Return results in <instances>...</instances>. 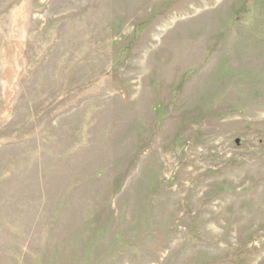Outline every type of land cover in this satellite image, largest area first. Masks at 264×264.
Here are the masks:
<instances>
[{
  "label": "rangeland",
  "instance_id": "obj_1",
  "mask_svg": "<svg viewBox=\"0 0 264 264\" xmlns=\"http://www.w3.org/2000/svg\"><path fill=\"white\" fill-rule=\"evenodd\" d=\"M0 264H264V0H0Z\"/></svg>",
  "mask_w": 264,
  "mask_h": 264
}]
</instances>
